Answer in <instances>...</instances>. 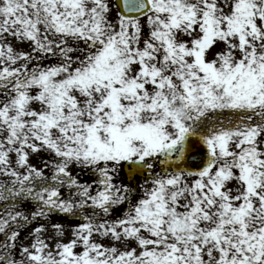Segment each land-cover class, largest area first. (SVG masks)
Masks as SVG:
<instances>
[{
	"label": "snow or ice",
	"instance_id": "snow-or-ice-1",
	"mask_svg": "<svg viewBox=\"0 0 264 264\" xmlns=\"http://www.w3.org/2000/svg\"><path fill=\"white\" fill-rule=\"evenodd\" d=\"M0 264H264V0H0Z\"/></svg>",
	"mask_w": 264,
	"mask_h": 264
}]
</instances>
